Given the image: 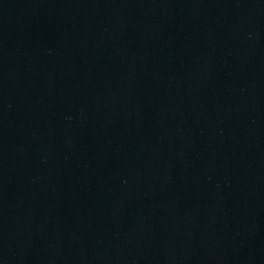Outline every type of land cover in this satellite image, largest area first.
<instances>
[{"label": "water", "instance_id": "1", "mask_svg": "<svg viewBox=\"0 0 264 264\" xmlns=\"http://www.w3.org/2000/svg\"><path fill=\"white\" fill-rule=\"evenodd\" d=\"M0 264H264V0H0Z\"/></svg>", "mask_w": 264, "mask_h": 264}]
</instances>
